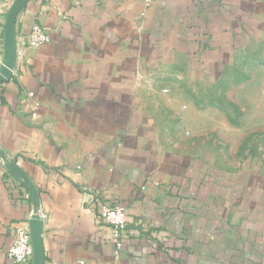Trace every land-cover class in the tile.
Here are the masks:
<instances>
[{"label": "crops", "instance_id": "0c3cea01", "mask_svg": "<svg viewBox=\"0 0 264 264\" xmlns=\"http://www.w3.org/2000/svg\"><path fill=\"white\" fill-rule=\"evenodd\" d=\"M12 2L0 0L2 32ZM33 25L47 43L27 44ZM15 30L0 148L38 191L45 264L112 263L103 205L126 210L121 264H264V172L216 168L194 107L154 90L258 73L264 0H27ZM3 52L2 33L0 65ZM32 210L0 158V264H12L9 226Z\"/></svg>", "mask_w": 264, "mask_h": 264}, {"label": "rangeland", "instance_id": "374dc122", "mask_svg": "<svg viewBox=\"0 0 264 264\" xmlns=\"http://www.w3.org/2000/svg\"><path fill=\"white\" fill-rule=\"evenodd\" d=\"M238 58L234 57V66ZM261 60L264 56L252 62ZM238 73L228 67L222 73L198 72L183 75L175 85L174 79L167 77V86L154 90L160 93L158 99L177 96L184 99V105L187 102L194 107L197 124L205 127L198 133V151L213 158L216 168L241 173L252 172L256 166L264 172V67L248 80L233 83ZM222 86H226L224 91ZM153 95L152 91V99ZM170 140H174L173 134Z\"/></svg>", "mask_w": 264, "mask_h": 264}, {"label": "built area", "instance_id": "2783aa9c", "mask_svg": "<svg viewBox=\"0 0 264 264\" xmlns=\"http://www.w3.org/2000/svg\"><path fill=\"white\" fill-rule=\"evenodd\" d=\"M147 6L152 0H142ZM0 30V39L2 38ZM49 41L47 27L33 25L27 38V44L38 47ZM33 116H35L33 114ZM29 198V195H26ZM101 222L107 226L109 241L113 243V261L111 264H121L123 251V234L128 228L126 210L120 205H103L99 214ZM11 243L6 249V255L12 264H32V246L27 221L13 223L9 226Z\"/></svg>", "mask_w": 264, "mask_h": 264}, {"label": "water", "instance_id": "95a60500", "mask_svg": "<svg viewBox=\"0 0 264 264\" xmlns=\"http://www.w3.org/2000/svg\"><path fill=\"white\" fill-rule=\"evenodd\" d=\"M27 0H13L6 13V21L3 27L4 52L0 65V82L7 81L12 76V71L17 60V39L15 21L17 13L24 6ZM0 158L4 161L5 167L14 175L19 177L27 188L32 201V214L27 220L31 246L32 264H45V249L43 244V218L40 215V198L36 187L28 176L9 159L0 148Z\"/></svg>", "mask_w": 264, "mask_h": 264}, {"label": "trees", "instance_id": "16d2710c", "mask_svg": "<svg viewBox=\"0 0 264 264\" xmlns=\"http://www.w3.org/2000/svg\"><path fill=\"white\" fill-rule=\"evenodd\" d=\"M245 79H248V77L247 78H245ZM242 80V79H241ZM240 80L239 79H237V78H234V80H233V82H236V83H238ZM223 87V91L225 90V87L226 86H222ZM211 104H214L215 105V103L214 102H212Z\"/></svg>", "mask_w": 264, "mask_h": 264}]
</instances>
